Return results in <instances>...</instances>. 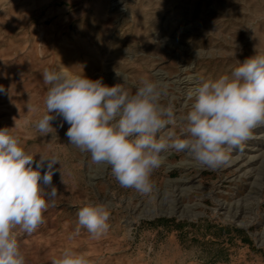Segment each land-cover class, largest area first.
Instances as JSON below:
<instances>
[{
	"label": "rangeland",
	"instance_id": "rangeland-1",
	"mask_svg": "<svg viewBox=\"0 0 264 264\" xmlns=\"http://www.w3.org/2000/svg\"><path fill=\"white\" fill-rule=\"evenodd\" d=\"M257 53L264 0H0V85L8 92L0 94V128L15 127L36 159L58 154L63 180L54 174L59 195L45 223L30 236L16 229L27 264H50L66 247L92 264H264V125L215 170L186 152L162 153L147 196L69 144L62 117L46 136L34 127L45 114L49 68L132 92L142 78L159 81L179 135L201 80L230 74ZM88 203L109 209L108 231L92 239L81 229L69 239Z\"/></svg>",
	"mask_w": 264,
	"mask_h": 264
},
{
	"label": "clouds",
	"instance_id": "clouds-1",
	"mask_svg": "<svg viewBox=\"0 0 264 264\" xmlns=\"http://www.w3.org/2000/svg\"><path fill=\"white\" fill-rule=\"evenodd\" d=\"M42 79L47 86L45 114L35 122L36 130L46 136L54 129L52 121L62 117L69 125L65 133L69 144L90 153L93 164L111 166L122 187L145 196L154 191L152 173L161 166L162 153L186 152L201 166L215 170L230 161L233 151H243L253 130L264 125V54L260 53L239 62L230 74L201 80L179 135L169 128L175 124V112L171 104L162 105L161 97L167 93L159 81L142 78L132 92L123 83L109 86L102 79L63 69L45 68ZM0 94H8L3 85ZM27 108L32 110L31 105ZM14 128H0V264H27L16 229L19 234L35 233L59 195L52 183L54 174H61L54 167L60 165L59 155L39 154L36 159L37 154L27 151L13 134ZM77 218L69 239L81 229L99 239L110 227V211L103 204L80 207ZM50 264H92V260L66 247Z\"/></svg>",
	"mask_w": 264,
	"mask_h": 264
},
{
	"label": "bare ground",
	"instance_id": "bare-ground-1",
	"mask_svg": "<svg viewBox=\"0 0 264 264\" xmlns=\"http://www.w3.org/2000/svg\"><path fill=\"white\" fill-rule=\"evenodd\" d=\"M261 126V125H260ZM260 126L256 127L255 130L259 129ZM240 157V156H239ZM238 158H236L235 160L233 159L232 164H234L235 162H237ZM262 183L264 184V177L262 178Z\"/></svg>",
	"mask_w": 264,
	"mask_h": 264
},
{
	"label": "trees",
	"instance_id": "trees-1",
	"mask_svg": "<svg viewBox=\"0 0 264 264\" xmlns=\"http://www.w3.org/2000/svg\"><path fill=\"white\" fill-rule=\"evenodd\" d=\"M158 221H166L167 222L168 219H159ZM177 227H178V229H180L181 225H178Z\"/></svg>",
	"mask_w": 264,
	"mask_h": 264
}]
</instances>
